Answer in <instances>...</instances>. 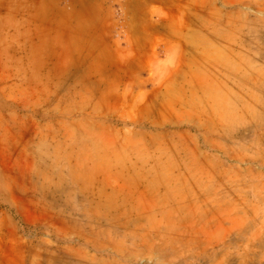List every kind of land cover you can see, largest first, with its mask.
Masks as SVG:
<instances>
[{"label":"rangeland","instance_id":"374dc122","mask_svg":"<svg viewBox=\"0 0 264 264\" xmlns=\"http://www.w3.org/2000/svg\"><path fill=\"white\" fill-rule=\"evenodd\" d=\"M0 264H264V0H0Z\"/></svg>","mask_w":264,"mask_h":264}]
</instances>
